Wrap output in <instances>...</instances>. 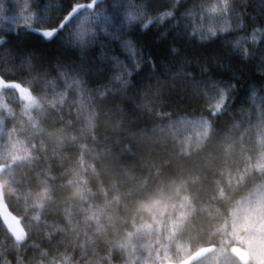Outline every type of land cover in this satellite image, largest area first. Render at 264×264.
<instances>
[{
    "label": "clouds",
    "instance_id": "clouds-1",
    "mask_svg": "<svg viewBox=\"0 0 264 264\" xmlns=\"http://www.w3.org/2000/svg\"><path fill=\"white\" fill-rule=\"evenodd\" d=\"M223 3L226 7L220 14V23L210 35L202 38L185 25L181 32L182 11L179 9L166 23L156 19L151 24L156 26L157 42L168 30L176 29L177 36L194 40L197 47L205 49L217 42L229 61L237 59L241 69H256V58L264 54V33H260L256 40L245 41L246 53L234 47L232 40L239 35L248 36L257 27L264 29V10L253 4L252 10L246 11L249 0H223ZM152 14L155 16L156 10ZM225 16L231 19V27L221 26ZM177 21H180L179 31ZM136 23H139V32L147 31L143 21ZM8 27L5 24L0 28V45L7 44L3 32ZM229 31L235 35H229ZM62 41L67 47L77 50L78 61L42 63L40 53L34 50L17 53L20 59L30 58L29 65H19L17 69L28 77L24 86L31 88L33 100L29 111L21 101L16 110L3 105L5 112L0 115V123L7 121L5 148L0 153V173H4L0 175V196L24 200L22 213L17 217L19 230L10 232L6 229V241L0 240V264H130L135 247L133 236L151 230L153 223L158 232L161 226L158 217L168 212L169 201L174 196L179 197L181 209L195 207L196 193L186 186L183 179L177 181L157 173L144 176L143 192L117 182L115 165L110 160L114 142L122 141L123 147L131 152L134 145L153 139L189 112L197 111L202 121V132L197 135L191 149L188 142L175 141L180 155L190 156L192 150L202 147L206 138L213 135L212 119L217 116L226 125L238 124V115L248 117L245 130L250 133V138L259 141L264 134V104L253 103L246 92L250 85L264 89V79L258 84L248 80L247 90L243 86L240 89L235 87L233 93L239 96V101L230 99L221 108L215 107L216 98L212 92L205 93L203 89L195 88L190 79L181 89L186 103L179 107L170 105L168 98L174 92V85L166 73L155 80L151 77L145 80L138 75L133 78L132 75L122 85L111 78L112 68L106 66L99 73L79 72L83 82L79 88L68 87L60 79L52 86L46 84L45 78L52 80L56 77L57 64L71 71L79 67L82 59L89 58L86 50L82 55L79 43L71 34H66ZM134 42L143 47L142 43ZM172 51L179 53L181 50L173 44ZM131 68L133 74L139 73L141 64L135 63ZM259 73L264 75V72ZM232 83L235 84V80ZM0 84L13 87L3 76H0ZM100 87L107 89L103 95L98 94ZM149 91L155 98L145 106L143 97ZM137 96L139 102L136 107L140 109L138 134L130 131L124 111L125 103ZM233 104L237 106L230 111ZM262 166L257 165L258 168ZM17 171L20 176L31 179L24 196L11 179ZM216 196L222 202L226 199L223 191ZM121 202H124L122 209L118 207ZM217 212L215 230L224 234L219 251L223 256H233L231 264H240L239 258L232 253L235 237L227 230L233 208L225 203ZM49 214L55 219H48ZM185 215L186 211H180L175 218L169 216L168 222L173 230L179 228ZM31 236L38 237L45 244H38L30 239ZM48 243H51V250ZM243 243L240 239L241 246ZM29 246L33 248L30 253L27 251ZM76 248L79 249L78 254L73 251ZM114 250L119 252V259H113ZM8 252L12 255L8 256Z\"/></svg>",
    "mask_w": 264,
    "mask_h": 264
},
{
    "label": "trees",
    "instance_id": "trees-1",
    "mask_svg": "<svg viewBox=\"0 0 264 264\" xmlns=\"http://www.w3.org/2000/svg\"><path fill=\"white\" fill-rule=\"evenodd\" d=\"M3 2H13V0H0V4ZM14 2L22 5L24 0H14ZM39 2L40 0H35L37 6ZM80 2H84V0H80ZM111 2L112 0H105L108 5ZM192 2L193 0H179V4L182 5L180 10L183 11V6H187ZM156 3L163 2L162 0H156ZM259 3L260 0H249L246 11H251L253 4L258 7ZM13 14L12 12H6L4 7H0V28H3L5 24L11 25L3 34L7 37L8 46L15 49L17 53L29 49L34 50L40 53L42 63H52L57 60L60 62L78 61L77 50L67 47L61 38L44 41L38 33L27 30L25 24L13 23L11 20L5 19L6 16ZM191 23V18L182 20L180 31L183 32L185 24H188L189 30H192ZM205 27H207V24ZM138 29L139 23H135L128 30L126 38H131L143 44L142 48L138 44L135 45L138 49L137 54L142 53V59L132 61L129 54L120 47L119 41L110 42V46L115 54L119 55L132 67L135 63L141 64L139 73H134L133 78L138 75L145 80H148L149 77L155 80L157 76L166 73L169 81L174 85V92L168 98L172 106L179 107L186 103V99L182 98L181 89L189 79L192 81L200 80L202 69L205 67L208 69L210 76L223 80L231 79V69H235L237 72L235 78L237 89L243 86L247 90L248 80L255 81L258 84L264 79V75H261L256 69H241L237 59L229 61L224 56L223 50L218 47L217 42H213L203 49L197 47L194 40L188 41L183 36H177L176 29L168 30L159 37L157 42L155 25H150L145 32H139ZM229 35L235 34L229 31ZM173 44L181 50L179 53H173ZM86 51L89 60H91L98 49L96 46H89ZM2 62L3 54L0 51V66H3ZM181 64L186 65V67H180ZM221 64L230 67L222 68ZM166 68L170 70L166 71ZM0 76H3L5 81L19 79L23 80L25 84L28 81V77L22 75L18 69L8 71L0 67ZM152 93L149 91L148 95L143 97L145 106L150 104L146 101L152 102L154 100L155 97ZM230 99H235L238 102L239 96L233 93ZM138 102L139 97L137 96L124 105V111L129 121V129L137 134L140 112V109L136 107ZM20 103L21 100L13 87L0 84V115L5 112L3 105L16 110L19 108ZM236 106V104L231 105L229 110L235 109ZM164 119L166 120L167 117ZM237 119L240 121L238 124L228 125L224 124L219 116L212 119L213 135L206 138V142L201 148L192 150L190 156L180 155L175 141H186L191 149L197 135L202 132V121L198 111L189 112L183 119L158 133L153 139L144 140L139 146L134 145L131 152L123 147L122 141L114 142L110 160L115 165L114 171L117 173V182L133 186L137 192H143L144 176L157 173L162 177L175 178L177 181L183 179L186 186L196 193V198L193 201L195 207L190 210L187 208L181 209L179 197L174 196L169 201L168 212L163 217H158L161 220L158 232L155 223H153L151 230L133 236L132 244L135 247L132 249L130 264H161L164 260L180 264H231L233 256L231 254L223 256L219 251L224 234L215 230L219 215L217 209L223 208L225 203L233 208V215L229 218L227 230L234 235L235 246L240 244V239L244 241V238L255 232L252 229L257 224L260 223L261 227L264 228V166L257 167V165H264V155H262L264 153V134L261 135L259 141L250 138V133L245 130L249 118L238 115ZM6 127L7 121L0 123V153L5 148ZM252 135L254 136V131ZM3 174L0 173V175ZM11 179L16 184L21 196L26 195V189L30 186L31 179L20 176L19 171ZM172 188L174 190V184ZM183 190L182 187L181 191ZM220 191L225 193L226 199L223 202L216 196V193ZM0 202L16 216L22 213V204L24 203L22 198L18 199L4 195L0 196ZM123 204L124 202H121L118 207L122 209ZM180 211H186L187 215L183 217V223L179 228L173 230L168 222L169 216L175 218L176 213ZM242 215L247 216L246 222L243 221L247 226L244 229L237 230L236 225L240 222L239 219ZM48 219L54 220L55 217L49 214ZM0 221H2L0 223V240L6 241L7 231L1 216ZM137 222L139 221L137 220ZM261 235V233L256 235V243L253 239L254 247L258 250V254L256 253L258 262L239 258L240 264H264V243ZM55 238L54 236L53 240ZM30 239L35 240L38 244H45V241L39 240L36 236H31ZM256 244L261 249H258ZM48 247L51 250V243H48ZM58 247H64V245ZM68 248L71 249V246L69 245ZM32 250L31 246L27 249L29 253ZM73 251L78 254L79 249L76 248ZM198 251H201V253L196 255ZM232 253H234L233 247ZM7 255L11 256L12 253L8 252ZM234 255L237 257L235 253ZM119 258V252L114 250L113 259Z\"/></svg>",
    "mask_w": 264,
    "mask_h": 264
},
{
    "label": "snow or ice",
    "instance_id": "snow-or-ice-1",
    "mask_svg": "<svg viewBox=\"0 0 264 264\" xmlns=\"http://www.w3.org/2000/svg\"><path fill=\"white\" fill-rule=\"evenodd\" d=\"M6 12H12L13 15L6 16V20L13 23H23L27 30L38 33L42 40L47 41L53 38H63L66 34H71L73 40L78 42L82 50L89 46H96L98 51L94 56L81 60L78 68L71 71L62 64L56 66V77L52 80L46 79V84L55 86L57 79L63 80L68 87L82 86L79 78V72L92 71L99 73L104 67L111 66V78L119 81L122 85L126 84L128 78L133 75L131 66L125 60L115 54L110 42L119 41L120 47L124 49L132 61L142 59V53L138 55L136 43L131 38H126L128 30L134 26L137 21H143L145 26H149L156 20H166L177 13L182 7L179 0H165L157 4L156 0H112L111 4L105 3V0H40L39 5L35 0H24V3L13 2L2 3ZM184 10L180 12V20L191 18V29L194 34L202 38L210 35L217 30V25L221 20V12L226 7L223 0H193ZM264 10V0H260L259 6ZM156 10V15L152 12ZM238 14V13H237ZM87 22V23H86ZM177 21V31H179ZM207 24V27L205 25ZM36 25V27H34ZM11 27V25H8ZM223 27H231V19L223 17ZM185 27H189L185 24ZM264 29L257 27L248 36L239 35L232 40L234 47L247 52V40H256ZM0 51L3 54V62L0 67L5 70L17 69L19 65H29L30 58L20 59L15 49L6 45H0ZM222 68H229V65L221 64ZM180 67H186L181 64ZM256 70L264 72V54L259 55L255 61ZM166 71L170 69H165ZM232 77L229 80L216 79L208 74V69H202L200 80L191 81L197 89H203L205 93L212 92L216 98V108H221L224 104L230 102V97L236 87L232 81L235 80L237 72L231 69ZM4 78V77H3ZM9 83L16 89L20 100L25 105V110L32 108L33 97L31 88L25 87L23 80H13ZM98 94L103 95L107 89L100 87ZM148 95V94H146ZM154 95V93H152ZM250 95L253 103L264 104V89H258L255 85H250L246 92ZM151 103V101H146ZM5 107V106H2ZM2 223V221H0ZM6 229L13 232L5 225Z\"/></svg>",
    "mask_w": 264,
    "mask_h": 264
},
{
    "label": "rangeland",
    "instance_id": "rangeland-1",
    "mask_svg": "<svg viewBox=\"0 0 264 264\" xmlns=\"http://www.w3.org/2000/svg\"><path fill=\"white\" fill-rule=\"evenodd\" d=\"M0 205H1L0 216H1L2 220H3V222L5 223V225H7L8 228L12 229L13 231H18L19 228H20V224L17 222V217L18 216L13 214L7 208L6 205H5L6 207H4L3 204H1V202H0ZM2 209H3V216H2ZM241 218L239 219L240 222L236 225V229L237 230L244 229V227L247 226V224L245 223L246 220H247V216L246 215H242ZM243 221H245V222H243ZM252 230L255 231V232H253L249 237L244 238L245 240L248 239V240H246L244 245L241 246L239 244V245L234 246L233 247V252L236 254V256L238 258L246 259L247 261L250 260V261L258 262V258H257L258 250L255 249V247H254L253 239H254V241L256 243V240H257L256 235L258 233H261L262 234L261 237L263 238V243H264V228H262L261 224L259 223L256 226H254V228ZM256 247L258 249H261V247L257 246V244H256ZM200 253H201V251H198L196 255H199ZM161 264H180V263H178V262L176 263L174 261H169V260H164V261L161 262ZM181 264H183V263H181ZM256 264H259V263H256Z\"/></svg>",
    "mask_w": 264,
    "mask_h": 264
}]
</instances>
